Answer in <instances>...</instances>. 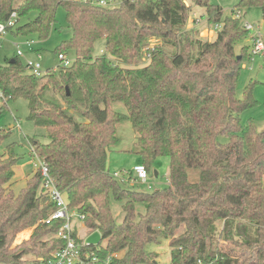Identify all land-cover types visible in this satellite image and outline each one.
I'll list each match as a JSON object with an SVG mask.
<instances>
[{
	"label": "trees",
	"instance_id": "16d2710c",
	"mask_svg": "<svg viewBox=\"0 0 264 264\" xmlns=\"http://www.w3.org/2000/svg\"><path fill=\"white\" fill-rule=\"evenodd\" d=\"M192 1L205 9L207 23L221 25L214 40L186 27L185 0H122L113 7L0 0V22L14 11L18 23L26 18L10 32L42 40L50 36L58 7L65 10L72 35L55 52L74 51L75 59L42 76L29 72L18 54L0 64V116L10 101L23 98L29 120L46 129L49 141L32 138L31 153L46 163L69 206L86 216L90 233L100 232L101 241L85 247L99 258L92 264H156L158 253L148 245L163 239L170 240L171 264H264V129L240 117L258 105L255 83L242 98L236 95L248 53L247 46L237 53L236 45L250 33L236 11L264 10V0H240L225 18L211 0ZM101 38L106 53L94 56ZM117 103L125 113L114 108ZM124 121L149 172L159 157L169 158L165 188L133 189L109 170V151L120 144ZM10 134L0 129V146ZM7 149L0 151V264H41L65 246L56 237L65 220L47 222L57 202L39 171L19 194L8 190L20 157L15 143ZM112 202L124 211L122 223ZM140 203L146 210L137 218ZM25 230L29 237L15 244ZM27 254L34 258L24 259Z\"/></svg>",
	"mask_w": 264,
	"mask_h": 264
},
{
	"label": "rangeland",
	"instance_id": "374dc122",
	"mask_svg": "<svg viewBox=\"0 0 264 264\" xmlns=\"http://www.w3.org/2000/svg\"><path fill=\"white\" fill-rule=\"evenodd\" d=\"M22 0H17L21 2ZM240 0H211L212 3L217 4L223 9V17L231 16L233 10L238 8ZM189 6V16L187 22V28L189 30H198L197 34L204 40H214L217 37V33L221 27L220 24L207 23L208 17L205 15V9L197 7L192 0H185ZM242 14L241 23L246 25L248 22L255 26V29L251 30L249 36L244 38L236 45V52L239 53L244 46L248 47L247 57L242 61L241 75L238 80L236 95L238 98H242L246 86L250 83L254 85V96L258 100V105L249 108L240 114L242 123H247L252 119L259 131L264 129V53L253 54L254 48L253 35L256 34L258 29L262 33L264 42V10L259 7L241 8ZM34 17V14H32ZM26 22V18H22L18 24ZM194 32V31H193ZM196 34V33H195ZM72 35L71 30L67 28V21L65 18V10L62 6L57 10V21L51 30L50 36L42 40L36 33H32L27 36H19L8 30V32L0 39V64L13 58L17 54L18 48L23 51V55L20 56L21 60L25 62L27 59H39L38 54L41 53L39 59L42 65V70L46 71L48 68H53L60 65L61 60L55 49L65 40L69 39ZM33 41L32 46L27 44V41ZM19 44V45H18ZM173 50V47H168ZM106 53V40L105 38L99 39L94 46L93 55L99 56ZM66 57L70 60L75 59L74 51H69ZM145 63L140 64V66ZM51 96V94H50ZM114 108L126 112V109L122 103L114 105ZM19 123V124H18ZM123 125L118 126L119 137L121 138L120 148L113 147L109 151L108 168L111 173L118 172L121 178H129V173L133 170V167L137 163H141V157L137 153L138 147L134 144V141H130L133 136V130L129 121H124ZM20 125V126H19ZM0 129H10L11 134L0 146V151L7 153L8 145L15 143L16 152L19 155V160L14 166L15 175L12 181L8 185V190L19 194L28 183V180L34 175L37 168L34 162H38L36 157L31 153V139L36 138L41 142H48L47 131L44 127L37 126L29 120V106L28 101L20 98L15 101H10L9 110L0 116ZM220 141L225 143L228 141L226 136H220ZM124 146H126L124 148ZM169 165L170 160L168 157H159L152 165L149 172L148 182H141L136 178L134 181L127 180L126 186L151 192L156 189H163L169 185ZM191 178L196 179V171L191 170ZM135 178V173L132 174ZM264 179V178H263ZM113 214L116 222L122 223L124 219V211L120 206V203L112 202ZM137 218L139 214L144 213L146 207L143 203L136 206ZM73 225L75 226L80 239H86L89 236L90 229L86 226L85 221L74 218ZM223 228L221 222L218 232ZM184 231V228H180L176 231L175 236L180 235ZM31 233V230L23 231L16 239V243H20L23 239H27ZM169 239H163L161 244H149L148 250L158 253L156 257V264H171V247L169 246ZM107 240L104 239L102 244H106ZM16 245H13L14 248ZM216 247V246H215ZM215 250L212 251V254ZM34 256L32 254L25 255L24 259L32 260Z\"/></svg>",
	"mask_w": 264,
	"mask_h": 264
},
{
	"label": "built area",
	"instance_id": "2783aa9c",
	"mask_svg": "<svg viewBox=\"0 0 264 264\" xmlns=\"http://www.w3.org/2000/svg\"><path fill=\"white\" fill-rule=\"evenodd\" d=\"M83 1H92L96 5L104 6V7H113L117 6L121 3L122 0H83ZM237 15H241V10L236 11ZM18 23V14L16 11L12 12L9 18L6 21L0 22V39L8 32V28L11 26H16ZM246 29L253 30L255 26L251 23H247L245 25ZM254 48L252 50L253 54H261L264 53V42L262 38V33L258 29L256 34L253 35ZM33 41H27L28 45L32 46ZM19 45V44H18ZM31 49H34L33 46ZM17 54L22 56L23 51L18 48ZM63 66H69L73 62L68 59L66 55L60 54L58 55ZM38 58H41V53L38 54ZM39 59H27L24 63L29 72L35 74L37 76H42L46 73V71L42 70V65ZM19 124V123H18ZM20 126V125H19ZM37 159V163L34 162L36 171H39L43 178V188L44 190L50 194V196L57 202V208L51 214V216L47 219V222H51L53 220H65L64 225L56 235V237L65 240V246L56 250L52 257L41 264H92L94 262L99 261V258L95 255L94 251H88L85 249L87 245L86 239L79 240L78 232L73 225V221L75 217H78L81 220H86V216L84 214L79 213L75 208H71L69 206L67 197L63 191H61L57 186L54 178L52 177L50 170L46 163L36 154L33 155ZM136 175L135 178L132 177V174ZM113 175L120 179L122 182H126L127 180L134 181L139 179L141 182H148L149 171L143 163H138L133 167V170L129 173V178L126 179L121 178L118 172L113 173ZM88 237V236H87ZM107 263H109V258H107Z\"/></svg>",
	"mask_w": 264,
	"mask_h": 264
},
{
	"label": "water",
	"instance_id": "95a60500",
	"mask_svg": "<svg viewBox=\"0 0 264 264\" xmlns=\"http://www.w3.org/2000/svg\"><path fill=\"white\" fill-rule=\"evenodd\" d=\"M240 57V56H239ZM101 234L98 231H95L93 233H91L88 237H87V243L89 244H98L101 241Z\"/></svg>",
	"mask_w": 264,
	"mask_h": 264
},
{
	"label": "crops",
	"instance_id": "0c3cea01",
	"mask_svg": "<svg viewBox=\"0 0 264 264\" xmlns=\"http://www.w3.org/2000/svg\"><path fill=\"white\" fill-rule=\"evenodd\" d=\"M117 104H120V103H117ZM116 104V105H117ZM121 125H123V124H121ZM119 134V133H118ZM135 140V134L133 133V136L130 138V141H134ZM126 146H124V148H125ZM115 148H120V144L119 145H117ZM114 149V148H113ZM138 164V163H137Z\"/></svg>",
	"mask_w": 264,
	"mask_h": 264
}]
</instances>
